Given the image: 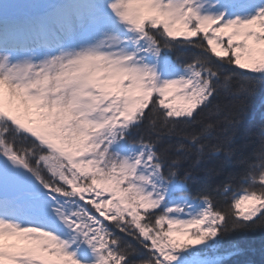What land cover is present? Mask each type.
<instances>
[{"label":"snow or ice","instance_id":"snow-or-ice-1","mask_svg":"<svg viewBox=\"0 0 264 264\" xmlns=\"http://www.w3.org/2000/svg\"><path fill=\"white\" fill-rule=\"evenodd\" d=\"M256 232L264 0H0V264H264Z\"/></svg>","mask_w":264,"mask_h":264},{"label":"trees","instance_id":"trees-1","mask_svg":"<svg viewBox=\"0 0 264 264\" xmlns=\"http://www.w3.org/2000/svg\"><path fill=\"white\" fill-rule=\"evenodd\" d=\"M259 107V104H257ZM247 242L252 246V248L258 253L262 246H264V233L256 232L247 238ZM259 259V256L256 257Z\"/></svg>","mask_w":264,"mask_h":264}]
</instances>
